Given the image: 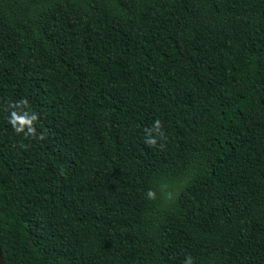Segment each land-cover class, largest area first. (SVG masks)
<instances>
[{
    "label": "trees",
    "instance_id": "1",
    "mask_svg": "<svg viewBox=\"0 0 264 264\" xmlns=\"http://www.w3.org/2000/svg\"><path fill=\"white\" fill-rule=\"evenodd\" d=\"M0 246L264 264V0H0Z\"/></svg>",
    "mask_w": 264,
    "mask_h": 264
},
{
    "label": "clouds",
    "instance_id": "2",
    "mask_svg": "<svg viewBox=\"0 0 264 264\" xmlns=\"http://www.w3.org/2000/svg\"><path fill=\"white\" fill-rule=\"evenodd\" d=\"M19 103L26 105L27 101L26 100L20 101ZM13 106L15 107V105H13ZM37 119H38V115L35 113H33L31 115H29L28 113H25L24 115H18L16 112H12L11 119L9 122L12 124L13 128L15 129V131L17 133L24 132L25 128H27V133H25V135L26 136L31 135L35 138L36 137V129L33 125H34V122L37 121ZM161 127H162V122L159 119L155 120L154 124H153V130L156 131L157 133H160ZM146 131H147V129H146ZM160 134L162 137L163 134L162 133H160ZM149 135H151V133H149ZM38 138L41 140L44 139L43 134H41ZM146 143H149L151 145H155L156 140L154 138L149 139L146 141ZM154 195L155 194L151 190L148 192L149 198H153ZM184 264H193L192 258L190 256H188L186 258Z\"/></svg>",
    "mask_w": 264,
    "mask_h": 264
},
{
    "label": "water",
    "instance_id": "3",
    "mask_svg": "<svg viewBox=\"0 0 264 264\" xmlns=\"http://www.w3.org/2000/svg\"><path fill=\"white\" fill-rule=\"evenodd\" d=\"M0 264H6L5 260L3 259L2 253H1V246H0Z\"/></svg>",
    "mask_w": 264,
    "mask_h": 264
}]
</instances>
